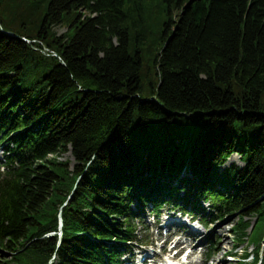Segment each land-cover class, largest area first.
Instances as JSON below:
<instances>
[{
	"label": "trees",
	"instance_id": "trees-1",
	"mask_svg": "<svg viewBox=\"0 0 264 264\" xmlns=\"http://www.w3.org/2000/svg\"><path fill=\"white\" fill-rule=\"evenodd\" d=\"M0 24V264H124L145 210L204 203L264 264V0H0Z\"/></svg>",
	"mask_w": 264,
	"mask_h": 264
},
{
	"label": "rangeland",
	"instance_id": "rangeland-1",
	"mask_svg": "<svg viewBox=\"0 0 264 264\" xmlns=\"http://www.w3.org/2000/svg\"><path fill=\"white\" fill-rule=\"evenodd\" d=\"M66 27H57L56 32L62 35L66 32ZM3 154L0 148V155ZM60 161L69 160L71 162V169L74 167V161L71 154H65L59 157ZM236 164L238 166H243L239 155H234L230 158L227 166L231 164ZM203 209L197 213H183L180 208H174L172 206L166 205L161 210L158 215L159 222L157 219H153L152 215L149 216V211L145 210L142 214V222L137 223L138 233L143 236V239L148 241L149 244L152 242L157 246L150 247L148 251L151 253L154 251L159 252L160 246L163 245L165 232L162 228V224L167 220L166 215L174 214L173 218L168 219L169 221H178L179 223H174L171 227L172 231H177V234H181L185 243V251H191L190 261L191 264H241L240 258L243 252L252 253L254 252L255 246H249L248 243L241 245L236 248V242L234 241L235 233L232 230L233 225L237 222V217L227 218L225 220H219L216 214H212L211 207L208 203L202 204ZM183 213V214H182ZM188 215V216H187ZM194 217L195 223L189 221L188 218ZM252 223H255L256 218L251 217ZM200 231V234L196 236V230ZM178 237H176L177 239ZM175 239V240H176ZM158 241V243H156ZM225 241H227L225 243ZM183 242V241H182ZM213 243V249L210 250ZM185 245V244H181ZM141 247V248H138ZM171 247V243L168 245L167 249ZM148 247H142L136 245L133 249L134 256L138 254V250H143ZM155 248V249H154ZM230 252L233 254H230ZM262 254H264V247L262 248ZM174 254V251H172ZM171 253V254H172ZM9 253H7V256ZM186 256V255H185ZM139 259V258H138ZM252 257L246 260L247 264H252Z\"/></svg>",
	"mask_w": 264,
	"mask_h": 264
},
{
	"label": "bare ground",
	"instance_id": "bare-ground-1",
	"mask_svg": "<svg viewBox=\"0 0 264 264\" xmlns=\"http://www.w3.org/2000/svg\"><path fill=\"white\" fill-rule=\"evenodd\" d=\"M174 223H179L178 221H169V224L170 225H172V224H174ZM196 233V236H198L199 234H200V231L197 229L196 231H195ZM227 241H225V243H226ZM146 259H148V257L146 256ZM223 262H221L220 264H222Z\"/></svg>",
	"mask_w": 264,
	"mask_h": 264
},
{
	"label": "water",
	"instance_id": "water-1",
	"mask_svg": "<svg viewBox=\"0 0 264 264\" xmlns=\"http://www.w3.org/2000/svg\"><path fill=\"white\" fill-rule=\"evenodd\" d=\"M193 1V0H192ZM0 26H1V24H0ZM8 34H11V33H9V32H7Z\"/></svg>",
	"mask_w": 264,
	"mask_h": 264
}]
</instances>
